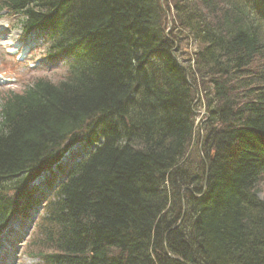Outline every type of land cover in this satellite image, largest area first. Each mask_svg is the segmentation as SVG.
I'll return each mask as SVG.
<instances>
[{"label": "trees", "instance_id": "1", "mask_svg": "<svg viewBox=\"0 0 264 264\" xmlns=\"http://www.w3.org/2000/svg\"><path fill=\"white\" fill-rule=\"evenodd\" d=\"M164 4L171 24L160 0H0L72 57L0 98V233L43 206L41 264H264V0Z\"/></svg>", "mask_w": 264, "mask_h": 264}, {"label": "rangeland", "instance_id": "2", "mask_svg": "<svg viewBox=\"0 0 264 264\" xmlns=\"http://www.w3.org/2000/svg\"><path fill=\"white\" fill-rule=\"evenodd\" d=\"M167 17L171 20V15ZM18 21V16H9L6 13H0V98L8 91L21 92L29 83H32L38 77L48 78L53 81L61 80L66 72L65 64L72 59V57L65 56L58 60H49L47 57L49 44L44 41L43 34L38 35L41 37L35 39V41L30 38L26 39L25 42L28 47L27 49L22 48L21 46L25 43V38L22 39L24 36ZM9 44L20 46V50L18 49L15 51L12 48L9 51L12 53H14V51L16 53L19 51L17 56L10 57L7 55ZM200 112L196 121V126L198 128L204 115V110L202 109ZM77 147L72 150L78 151ZM47 175L43 178H47ZM262 188L263 191L260 197L264 196V183ZM34 214L33 219L28 221L30 225L32 221L36 219V216L42 215L40 210H36ZM11 227H13L14 232L11 233L8 231V233L0 238V246L2 247V249H0L1 253L7 254V260L5 259L2 263L39 264L38 260L25 255L27 254L26 248L29 246L31 240L28 239L29 229H26L24 226H19L18 222L12 223ZM11 234H14V238L18 236L17 240L9 238ZM25 240L28 244L24 248L23 244H25ZM11 248L15 250L14 257L8 253Z\"/></svg>", "mask_w": 264, "mask_h": 264}, {"label": "water", "instance_id": "3", "mask_svg": "<svg viewBox=\"0 0 264 264\" xmlns=\"http://www.w3.org/2000/svg\"><path fill=\"white\" fill-rule=\"evenodd\" d=\"M164 1H165V0H160V2H161V6H162L163 9H164ZM164 10H165V9H164ZM165 13L168 14L166 10H165ZM198 100H199V95H197V100H196L195 103H197ZM205 187H206V182H205ZM183 206H184V205H183ZM183 217H184V213H183V216H182V218H181V220H180V223L183 221Z\"/></svg>", "mask_w": 264, "mask_h": 264}, {"label": "bare ground", "instance_id": "4", "mask_svg": "<svg viewBox=\"0 0 264 264\" xmlns=\"http://www.w3.org/2000/svg\"><path fill=\"white\" fill-rule=\"evenodd\" d=\"M64 165H65V162H64Z\"/></svg>", "mask_w": 264, "mask_h": 264}]
</instances>
